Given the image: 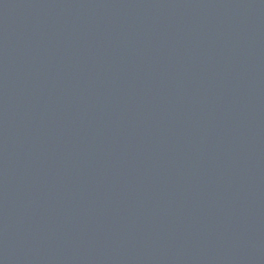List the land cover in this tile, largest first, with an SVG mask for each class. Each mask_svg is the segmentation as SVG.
I'll use <instances>...</instances> for the list:
<instances>
[{"label": "water", "instance_id": "water-1", "mask_svg": "<svg viewBox=\"0 0 264 264\" xmlns=\"http://www.w3.org/2000/svg\"><path fill=\"white\" fill-rule=\"evenodd\" d=\"M0 264H264V0H0Z\"/></svg>", "mask_w": 264, "mask_h": 264}]
</instances>
